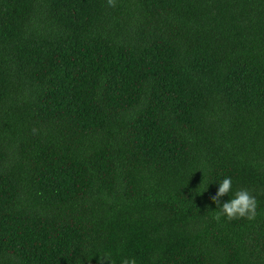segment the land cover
I'll use <instances>...</instances> for the list:
<instances>
[{"label":"trees","instance_id":"obj_1","mask_svg":"<svg viewBox=\"0 0 264 264\" xmlns=\"http://www.w3.org/2000/svg\"><path fill=\"white\" fill-rule=\"evenodd\" d=\"M104 255L264 264V0H0V264Z\"/></svg>","mask_w":264,"mask_h":264},{"label":"clouds","instance_id":"obj_2","mask_svg":"<svg viewBox=\"0 0 264 264\" xmlns=\"http://www.w3.org/2000/svg\"><path fill=\"white\" fill-rule=\"evenodd\" d=\"M108 5L114 7L115 0H108ZM232 184V179L230 177H225L222 182L219 183L216 194L210 197L218 208V211L214 215L213 219L219 222L222 216H226L229 221L236 218H246L250 221L254 220L258 214V202L256 197L253 196L247 189H240L236 191L233 198L221 204V197H224L232 191ZM205 190L206 188L204 191ZM105 258L109 260L107 255L101 256V264H104ZM121 264H137V260L135 257H125L122 259Z\"/></svg>","mask_w":264,"mask_h":264}]
</instances>
